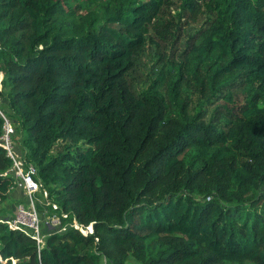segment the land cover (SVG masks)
<instances>
[{
  "label": "trees",
  "instance_id": "trees-1",
  "mask_svg": "<svg viewBox=\"0 0 264 264\" xmlns=\"http://www.w3.org/2000/svg\"><path fill=\"white\" fill-rule=\"evenodd\" d=\"M0 71L38 194L93 227L0 223V264H264V0H0Z\"/></svg>",
  "mask_w": 264,
  "mask_h": 264
},
{
  "label": "built area",
  "instance_id": "built-area-1",
  "mask_svg": "<svg viewBox=\"0 0 264 264\" xmlns=\"http://www.w3.org/2000/svg\"><path fill=\"white\" fill-rule=\"evenodd\" d=\"M4 74L0 71V93L3 90ZM0 96V116L4 120V134L1 137V143L6 148L8 156L14 163L13 173L17 181V189L23 188L27 196L26 204H19L15 215L10 219L0 220V223L7 224L11 229L18 230L30 236L37 241L39 246L43 245L45 238L52 233H61L67 230L63 226L59 217H51L47 222H42L36 207L37 194L41 190V185L35 180L37 170L34 166H26L22 156L17 152L14 144L16 136L15 127L12 119L1 109ZM42 191V190H41ZM47 196V193L44 192ZM76 225H72L75 229H79ZM49 230V231H48ZM82 233H85L84 231ZM87 235V233H85Z\"/></svg>",
  "mask_w": 264,
  "mask_h": 264
},
{
  "label": "rangeland",
  "instance_id": "rangeland-1",
  "mask_svg": "<svg viewBox=\"0 0 264 264\" xmlns=\"http://www.w3.org/2000/svg\"><path fill=\"white\" fill-rule=\"evenodd\" d=\"M102 3H100L99 5H91V6H88L86 5L85 6V11H97L99 17L102 15ZM4 92V95L6 97V93H7V86H4V83H3V90ZM7 103V101H6ZM6 107V106H5ZM16 138H15V145L17 146L16 149H17V152L20 156H23V150H24V146H23V141H24V138H25V132L21 129V126H18V124H16ZM41 185V189L43 187L42 184ZM16 191L17 194H20L22 192L23 194V198L22 200L20 201V204H24L26 203L27 201V196L25 194V191L24 189L21 187V188H18L16 190H14V192ZM41 191V190H40ZM19 203H16L14 205V209L11 210V207L7 206V205H0V220H3V219H10L14 216L15 212H16V207ZM37 204L39 205L37 210H38V213L40 215V218H41V221L42 222H47L51 217H54V216H59L61 218V216L58 214V207L52 202V200L49 198V194L47 193V196L43 193L42 194H38L37 195V199H36V207H37ZM67 220V225H66V228L69 229L72 225H76L75 223L72 224V220L68 217L66 218ZM63 221H62V225H63ZM65 226V225H63ZM79 229H81V233L84 231L85 233H90V229H92L91 227L85 229L83 227H79ZM49 231V230H48ZM84 233V234H85ZM102 264H108L106 260L103 261ZM129 264H139L138 262H136L134 259H131L129 261Z\"/></svg>",
  "mask_w": 264,
  "mask_h": 264
},
{
  "label": "crops",
  "instance_id": "crops-1",
  "mask_svg": "<svg viewBox=\"0 0 264 264\" xmlns=\"http://www.w3.org/2000/svg\"><path fill=\"white\" fill-rule=\"evenodd\" d=\"M22 198H23L22 192L20 194H17L16 191L12 192V194L8 198L7 202L4 203V205H7V206L11 207V210H12V209H14V205L16 203H20Z\"/></svg>",
  "mask_w": 264,
  "mask_h": 264
},
{
  "label": "clouds",
  "instance_id": "clouds-1",
  "mask_svg": "<svg viewBox=\"0 0 264 264\" xmlns=\"http://www.w3.org/2000/svg\"><path fill=\"white\" fill-rule=\"evenodd\" d=\"M2 73H3V72H2ZM16 189H17V188H16ZM26 203H27V202H26ZM17 207H18V206H17ZM17 207H16V210H17ZM15 213H16V212H15ZM14 215H15V214H14ZM92 233H93V231H92V229H90V233H87V235H88V234H92ZM83 234H84V233H83ZM49 235H50V234H49ZM84 235H85V234H84ZM87 235H86V236H87Z\"/></svg>",
  "mask_w": 264,
  "mask_h": 264
},
{
  "label": "water",
  "instance_id": "water-1",
  "mask_svg": "<svg viewBox=\"0 0 264 264\" xmlns=\"http://www.w3.org/2000/svg\"><path fill=\"white\" fill-rule=\"evenodd\" d=\"M92 228V231H93V227H91Z\"/></svg>",
  "mask_w": 264,
  "mask_h": 264
}]
</instances>
